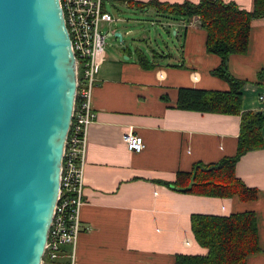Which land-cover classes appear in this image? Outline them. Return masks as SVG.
I'll return each instance as SVG.
<instances>
[{
    "label": "crops",
    "instance_id": "0c3cea01",
    "mask_svg": "<svg viewBox=\"0 0 264 264\" xmlns=\"http://www.w3.org/2000/svg\"><path fill=\"white\" fill-rule=\"evenodd\" d=\"M133 1L196 4L199 0ZM223 1L252 9V0ZM159 18L178 40L176 53L156 52L148 45L146 52L130 53L124 47L122 55L105 49L92 97L95 116L86 136L75 264H174L177 254L205 256L207 250L193 237L190 217L242 212L255 214L259 243V252L245 264H264V148L247 152L235 166L236 178L257 190L254 201L184 194L163 184L173 183L179 172H190L195 163L215 164L233 156L240 118L176 108L179 89L228 92L229 86L211 74L220 59L206 52L205 30L189 24L197 17L190 21ZM227 68L243 82L242 110L264 118L260 100L264 97V17L253 20L247 51L230 56ZM130 130L143 140L140 153L126 148L124 135ZM70 252L71 247L64 245L58 258L45 264H70Z\"/></svg>",
    "mask_w": 264,
    "mask_h": 264
},
{
    "label": "water",
    "instance_id": "95a60500",
    "mask_svg": "<svg viewBox=\"0 0 264 264\" xmlns=\"http://www.w3.org/2000/svg\"><path fill=\"white\" fill-rule=\"evenodd\" d=\"M75 88L60 1L0 0V264L42 262Z\"/></svg>",
    "mask_w": 264,
    "mask_h": 264
},
{
    "label": "trees",
    "instance_id": "16d2710c",
    "mask_svg": "<svg viewBox=\"0 0 264 264\" xmlns=\"http://www.w3.org/2000/svg\"><path fill=\"white\" fill-rule=\"evenodd\" d=\"M115 1L138 11L152 8L158 16L165 18L190 21L197 17L200 27L206 32V52L220 59L219 66L211 74L226 82L229 91L179 89L176 108L240 118L237 148L233 156L224 157L215 164L195 163L190 172H179L173 183L163 184L184 194L254 201L257 190L247 188L236 178L235 166L247 152L264 148V118L261 113L242 110L240 88L243 82L229 73L227 61L230 56L247 51L251 23L264 17V0H252L250 11L223 0H199L196 4ZM136 54L140 64L145 66V59L139 52ZM190 224L196 243L205 248L207 254H177L174 264H245L250 255L259 252L257 221L253 212L234 213L227 217L197 214L190 217Z\"/></svg>",
    "mask_w": 264,
    "mask_h": 264
},
{
    "label": "built area",
    "instance_id": "2783aa9c",
    "mask_svg": "<svg viewBox=\"0 0 264 264\" xmlns=\"http://www.w3.org/2000/svg\"><path fill=\"white\" fill-rule=\"evenodd\" d=\"M76 68L75 102L64 145L59 195L56 201L41 264L55 261L60 248L71 247L70 264H75V249L80 234V213L83 206L86 136L94 113L92 97L111 31L113 15L107 10L115 0H59ZM191 20V19H190ZM200 26L195 18L189 24ZM107 29V30H105ZM264 103V97H260ZM126 148L140 153L141 137L130 130L124 135Z\"/></svg>",
    "mask_w": 264,
    "mask_h": 264
},
{
    "label": "rangeland",
    "instance_id": "374dc122",
    "mask_svg": "<svg viewBox=\"0 0 264 264\" xmlns=\"http://www.w3.org/2000/svg\"><path fill=\"white\" fill-rule=\"evenodd\" d=\"M107 10L114 17L111 31L113 34L120 33L122 38L108 37L106 49L118 50L119 55H122L124 47L130 53L138 50L146 52L145 46L148 45L156 52L176 53L178 40L173 30L162 27L163 20L153 10L138 11L120 3L107 5Z\"/></svg>",
    "mask_w": 264,
    "mask_h": 264
}]
</instances>
